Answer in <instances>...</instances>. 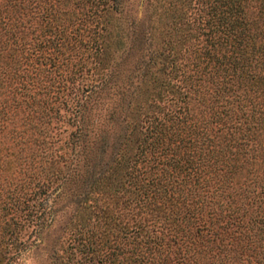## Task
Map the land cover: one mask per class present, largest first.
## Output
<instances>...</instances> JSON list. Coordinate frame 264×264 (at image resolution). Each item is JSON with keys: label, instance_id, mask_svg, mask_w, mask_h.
<instances>
[{"label": "trees", "instance_id": "obj_1", "mask_svg": "<svg viewBox=\"0 0 264 264\" xmlns=\"http://www.w3.org/2000/svg\"><path fill=\"white\" fill-rule=\"evenodd\" d=\"M0 264H264V0H0Z\"/></svg>", "mask_w": 264, "mask_h": 264}]
</instances>
